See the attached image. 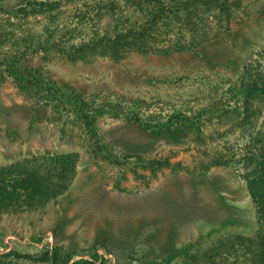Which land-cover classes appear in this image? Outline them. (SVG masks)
<instances>
[{
    "label": "rangeland",
    "instance_id": "1",
    "mask_svg": "<svg viewBox=\"0 0 264 264\" xmlns=\"http://www.w3.org/2000/svg\"><path fill=\"white\" fill-rule=\"evenodd\" d=\"M234 1V32L197 53L44 64L93 106L118 107V114L106 107L93 133L50 106L35 112L12 81L0 79V165L55 153L80 155L74 184L58 202L0 219L14 230L6 243L35 233L50 245L72 248L77 258L97 248L107 264H169L165 259L179 246L206 248L227 236L258 235L257 208L240 172L225 166L203 173L165 168L154 176L140 169L143 176L137 177L127 158L168 157L192 166L215 155L227 140L236 141L240 102L231 89L244 65L264 50V0ZM16 2L2 0L0 19ZM177 112L198 114L200 121L195 128L153 130L131 119L152 125ZM263 122L264 113L258 127ZM170 264H183V257Z\"/></svg>",
    "mask_w": 264,
    "mask_h": 264
},
{
    "label": "trees",
    "instance_id": "2",
    "mask_svg": "<svg viewBox=\"0 0 264 264\" xmlns=\"http://www.w3.org/2000/svg\"><path fill=\"white\" fill-rule=\"evenodd\" d=\"M12 13L0 19V79L10 80L35 105L50 106L59 116H73L94 132L110 103L93 106L70 84L54 78L44 64L54 61L93 63L107 58L122 63L134 56L197 53L230 36L238 25L234 0H16ZM0 0V9L2 8ZM34 60L41 61L34 64ZM239 99V136L192 166L168 157H131L130 168L156 176L165 168L203 173L225 166L241 173L257 208L262 230L256 237L227 236L206 248L195 244L172 249L166 263L183 257V264H264V50L244 65L240 82L232 87ZM104 108L106 110H104ZM153 130L193 127L200 115L170 114L155 124L131 116ZM135 117V118H134ZM64 131V130H63ZM12 133V132H11ZM93 135V134H92ZM91 135V136H92ZM241 138V140H240ZM208 155V152H207ZM80 163L78 153H55L0 165V219L44 209L70 190ZM123 177H127L123 174ZM115 186L124 189L121 181ZM0 225V264H107L95 251L77 258L72 248L46 243L39 234H13ZM54 234L57 229H53ZM57 236V234H56ZM28 238V240H26Z\"/></svg>",
    "mask_w": 264,
    "mask_h": 264
}]
</instances>
